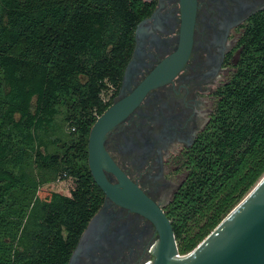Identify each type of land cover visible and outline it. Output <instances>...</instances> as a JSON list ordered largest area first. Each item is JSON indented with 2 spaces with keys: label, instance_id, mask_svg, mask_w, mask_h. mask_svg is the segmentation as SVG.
I'll return each instance as SVG.
<instances>
[{
  "label": "trees",
  "instance_id": "1",
  "mask_svg": "<svg viewBox=\"0 0 264 264\" xmlns=\"http://www.w3.org/2000/svg\"><path fill=\"white\" fill-rule=\"evenodd\" d=\"M138 3L0 0V264H67L103 201L87 140L118 92ZM214 94L165 206L180 254L264 174V10Z\"/></svg>",
  "mask_w": 264,
  "mask_h": 264
},
{
  "label": "flooded vegetation",
  "instance_id": "2",
  "mask_svg": "<svg viewBox=\"0 0 264 264\" xmlns=\"http://www.w3.org/2000/svg\"><path fill=\"white\" fill-rule=\"evenodd\" d=\"M139 20L113 102L130 95L160 67V82L104 137L115 164L165 213L184 180L182 160L215 105V90L232 70L250 19L264 0H138ZM190 25V47L177 56ZM112 102V103H113ZM181 172L178 183L170 175ZM107 179L118 180L109 171ZM157 239L142 214L101 202L81 231L67 264H145ZM148 264V263H146Z\"/></svg>",
  "mask_w": 264,
  "mask_h": 264
},
{
  "label": "water",
  "instance_id": "3",
  "mask_svg": "<svg viewBox=\"0 0 264 264\" xmlns=\"http://www.w3.org/2000/svg\"><path fill=\"white\" fill-rule=\"evenodd\" d=\"M181 51L184 60L190 47V25H185ZM158 67L130 95L113 102L92 124L87 140V164L105 200L148 218L157 231L148 264H264V174L234 208L187 253L178 252L170 220L115 164L104 148L106 132L124 118L147 89L160 82ZM117 178L110 182L105 172ZM145 263V264H146Z\"/></svg>",
  "mask_w": 264,
  "mask_h": 264
},
{
  "label": "rangeland",
  "instance_id": "4",
  "mask_svg": "<svg viewBox=\"0 0 264 264\" xmlns=\"http://www.w3.org/2000/svg\"><path fill=\"white\" fill-rule=\"evenodd\" d=\"M182 176H183V175H182L181 172L177 173V175H174V174L170 175L171 180L173 181L174 184H175V183H178V182L180 181V178H181ZM68 183H69V181H66V183H64L63 186H61V188H62L63 190H65L66 187H67V185H68ZM61 188L58 187V189H61Z\"/></svg>",
  "mask_w": 264,
  "mask_h": 264
}]
</instances>
